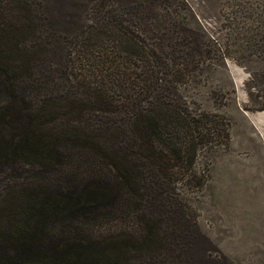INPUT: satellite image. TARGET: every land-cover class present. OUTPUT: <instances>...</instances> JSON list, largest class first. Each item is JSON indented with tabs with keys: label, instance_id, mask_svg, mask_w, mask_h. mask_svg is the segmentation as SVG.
<instances>
[{
	"label": "trees",
	"instance_id": "16d2710c",
	"mask_svg": "<svg viewBox=\"0 0 264 264\" xmlns=\"http://www.w3.org/2000/svg\"><path fill=\"white\" fill-rule=\"evenodd\" d=\"M232 5L221 44L182 0H99L70 30L0 0V264L190 263V189L230 138L197 94L231 57L264 108V0Z\"/></svg>",
	"mask_w": 264,
	"mask_h": 264
},
{
	"label": "rangeland",
	"instance_id": "374dc122",
	"mask_svg": "<svg viewBox=\"0 0 264 264\" xmlns=\"http://www.w3.org/2000/svg\"><path fill=\"white\" fill-rule=\"evenodd\" d=\"M99 0H43L49 17L66 30ZM130 0H109L127 3ZM221 44L232 4L240 0H182ZM73 18L70 21L67 19ZM232 48V47H231ZM209 75L197 98L230 121V138L208 159V174L194 191L193 204L202 234L195 237L189 264H264V146L257 128L244 117L252 111L243 82L248 76L233 58ZM205 158L199 159L202 166Z\"/></svg>",
	"mask_w": 264,
	"mask_h": 264
},
{
	"label": "crops",
	"instance_id": "0c3cea01",
	"mask_svg": "<svg viewBox=\"0 0 264 264\" xmlns=\"http://www.w3.org/2000/svg\"><path fill=\"white\" fill-rule=\"evenodd\" d=\"M244 115L247 121L257 128L258 135L264 146V108L244 112ZM261 160L264 161V158H261Z\"/></svg>",
	"mask_w": 264,
	"mask_h": 264
}]
</instances>
